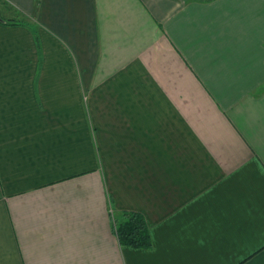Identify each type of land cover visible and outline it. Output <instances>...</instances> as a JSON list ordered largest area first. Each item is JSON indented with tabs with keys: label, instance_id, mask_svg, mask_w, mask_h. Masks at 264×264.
<instances>
[{
	"label": "crops",
	"instance_id": "obj_1",
	"mask_svg": "<svg viewBox=\"0 0 264 264\" xmlns=\"http://www.w3.org/2000/svg\"><path fill=\"white\" fill-rule=\"evenodd\" d=\"M3 4L0 264H264V0Z\"/></svg>",
	"mask_w": 264,
	"mask_h": 264
},
{
	"label": "trees",
	"instance_id": "obj_2",
	"mask_svg": "<svg viewBox=\"0 0 264 264\" xmlns=\"http://www.w3.org/2000/svg\"><path fill=\"white\" fill-rule=\"evenodd\" d=\"M0 21L7 24H20L18 21L6 22L0 14ZM113 230L122 246L136 249H152L154 246L149 224L145 216L133 210H124L114 215Z\"/></svg>",
	"mask_w": 264,
	"mask_h": 264
},
{
	"label": "rangeland",
	"instance_id": "obj_3",
	"mask_svg": "<svg viewBox=\"0 0 264 264\" xmlns=\"http://www.w3.org/2000/svg\"><path fill=\"white\" fill-rule=\"evenodd\" d=\"M16 8L15 6H11L9 4H3L0 6V14H2L4 17H14L15 19H22L20 14H15L16 13ZM14 16H12V15Z\"/></svg>",
	"mask_w": 264,
	"mask_h": 264
}]
</instances>
